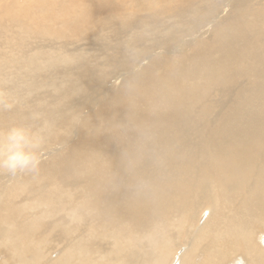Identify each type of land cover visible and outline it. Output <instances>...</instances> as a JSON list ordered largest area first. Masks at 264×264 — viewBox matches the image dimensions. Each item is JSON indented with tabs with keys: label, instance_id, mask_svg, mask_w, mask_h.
<instances>
[{
	"label": "bare ground",
	"instance_id": "6f19581e",
	"mask_svg": "<svg viewBox=\"0 0 264 264\" xmlns=\"http://www.w3.org/2000/svg\"><path fill=\"white\" fill-rule=\"evenodd\" d=\"M13 123L0 264H264V0H0Z\"/></svg>",
	"mask_w": 264,
	"mask_h": 264
},
{
	"label": "clouds",
	"instance_id": "9594fccd",
	"mask_svg": "<svg viewBox=\"0 0 264 264\" xmlns=\"http://www.w3.org/2000/svg\"><path fill=\"white\" fill-rule=\"evenodd\" d=\"M4 106L11 107L8 104ZM33 119L39 117L34 116ZM46 143L44 127L13 123L0 130V172L12 176L38 172Z\"/></svg>",
	"mask_w": 264,
	"mask_h": 264
}]
</instances>
